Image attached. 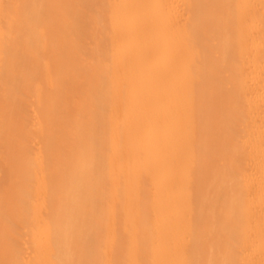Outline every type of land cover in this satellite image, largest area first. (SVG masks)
I'll return each mask as SVG.
<instances>
[{
  "label": "bare ground",
  "instance_id": "6f19581e",
  "mask_svg": "<svg viewBox=\"0 0 264 264\" xmlns=\"http://www.w3.org/2000/svg\"><path fill=\"white\" fill-rule=\"evenodd\" d=\"M0 264H264V0H0Z\"/></svg>",
  "mask_w": 264,
  "mask_h": 264
}]
</instances>
